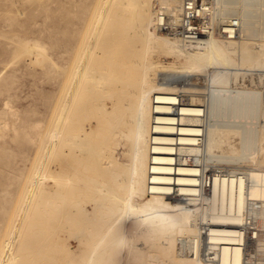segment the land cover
<instances>
[{"label": "bare ground", "instance_id": "1", "mask_svg": "<svg viewBox=\"0 0 264 264\" xmlns=\"http://www.w3.org/2000/svg\"><path fill=\"white\" fill-rule=\"evenodd\" d=\"M163 1L168 6L179 3ZM249 1L217 0V20L238 25V32L234 38L213 34L194 46L157 31L155 0H105L104 16L95 28L82 8L68 11L85 27L65 69L64 151L82 162L96 150L112 179L100 193L115 200L120 213L83 264L104 259L109 245L103 244L118 226L125 229L117 242L157 236L168 256L166 264H248L242 225L249 212L262 230L251 252L264 251V169L259 167L264 159L249 169L227 165L245 158L231 151L264 149L263 125L258 122L244 133L236 129L241 127L238 121L227 119L264 116V0ZM250 9L258 24L254 32L245 25ZM132 44L142 59L136 65L129 59ZM158 53L170 55L174 63L163 64ZM95 59L99 66L94 79L102 105L93 106L95 119L90 121L86 104L77 103ZM169 69L174 75L165 77ZM197 71L209 77L207 95L199 91L197 80L205 78L195 75ZM248 74L253 77L251 87H239L237 79L246 80ZM113 78L115 84L108 88ZM120 124L128 130L118 131ZM234 134L241 136L240 142L232 140ZM118 135L131 143L126 166L114 156L111 138ZM213 162L217 165L212 168ZM124 187L126 196L121 195ZM138 197L147 199L138 201ZM206 225L207 237L202 232ZM206 238L217 244V262L200 257V244Z\"/></svg>", "mask_w": 264, "mask_h": 264}, {"label": "rangeland", "instance_id": "2", "mask_svg": "<svg viewBox=\"0 0 264 264\" xmlns=\"http://www.w3.org/2000/svg\"><path fill=\"white\" fill-rule=\"evenodd\" d=\"M104 5L105 0H0V264H83L95 241L120 214L116 201L100 193L99 189L107 188L112 179L96 150L77 162L75 157L66 155L63 145L61 106L67 88L65 69L72 63L80 32L85 27L68 16V11L82 8L86 20L91 19L95 28L104 16ZM248 12L256 14L252 9ZM251 14L245 16V25L254 32L258 24L256 15ZM128 50L133 52L131 63L139 64L142 59L135 54L136 47L132 44ZM157 55L163 64L174 63L168 54ZM94 62L85 93L77 103L86 104L90 121L95 119L93 106L102 105V94L94 79L99 65L97 59ZM172 72L169 69L163 75H174ZM202 73L198 75L205 80L197 83L199 91L207 95L211 84L207 73ZM245 77L246 80L241 76L236 82L241 83L239 87L250 88L253 77L251 74ZM114 84L113 78L107 87ZM227 119L238 121L241 127L236 129L244 133L258 122L264 126V116ZM127 128L120 124L116 129L127 131ZM240 138L239 134L232 136L236 143ZM111 143L120 165H128L130 140L118 135L111 138ZM229 153L245 157L243 162L228 163L230 168L237 165L249 169L264 159V149L255 147ZM254 156L256 160L252 162ZM216 163H212V168ZM259 167L264 169V162ZM121 195H127L126 187ZM115 229L103 244L109 245L104 259L97 264H166L168 256L157 236L133 243L117 242L116 237L125 228Z\"/></svg>", "mask_w": 264, "mask_h": 264}, {"label": "built area", "instance_id": "3", "mask_svg": "<svg viewBox=\"0 0 264 264\" xmlns=\"http://www.w3.org/2000/svg\"><path fill=\"white\" fill-rule=\"evenodd\" d=\"M216 1L179 0L177 6H168L163 0H155V28L157 31L168 34L191 46L196 45L199 39H204L213 34L234 38L238 32V25L217 20ZM242 228L243 233L245 232L247 236L246 262L248 264H264V251L256 255L251 252L259 240L262 230L250 212L245 216ZM208 229L209 225H206L202 230L205 237L210 232ZM218 252L217 244L211 242L210 239L206 238L201 241L200 257L205 261L217 262Z\"/></svg>", "mask_w": 264, "mask_h": 264}]
</instances>
